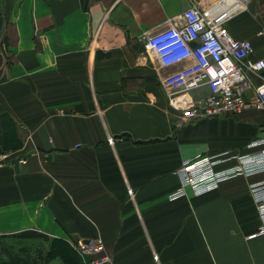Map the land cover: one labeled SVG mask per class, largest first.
I'll use <instances>...</instances> for the list:
<instances>
[{
    "label": "crops",
    "instance_id": "crops-1",
    "mask_svg": "<svg viewBox=\"0 0 264 264\" xmlns=\"http://www.w3.org/2000/svg\"><path fill=\"white\" fill-rule=\"evenodd\" d=\"M189 5L0 0V154L25 159L0 168V264H82L75 245L96 240L112 264H264L248 189L264 175L168 199L183 161L240 152L264 125L249 110L176 126L143 38ZM225 26L264 58V0ZM249 78L253 89L264 70Z\"/></svg>",
    "mask_w": 264,
    "mask_h": 264
},
{
    "label": "built area",
    "instance_id": "built-area-1",
    "mask_svg": "<svg viewBox=\"0 0 264 264\" xmlns=\"http://www.w3.org/2000/svg\"><path fill=\"white\" fill-rule=\"evenodd\" d=\"M248 0H214L201 6L189 0L186 8L166 27L145 38L147 50L165 70L162 84L169 108L179 113L177 127L190 122L240 116L246 111L264 112V80L253 89L249 75L264 70V58L254 60L249 40H236L226 22L247 10ZM207 88L208 94L194 98L192 91ZM252 90L251 95L246 93ZM113 144V139H108ZM23 155L0 154V168L23 164ZM179 187L168 194L173 201L200 196L218 188L222 181L264 175V125L259 135L240 152L224 151L213 156H196L181 163ZM260 225L249 236H264V179L250 183ZM75 249L90 259L82 264H112L100 240L78 242Z\"/></svg>",
    "mask_w": 264,
    "mask_h": 264
}]
</instances>
